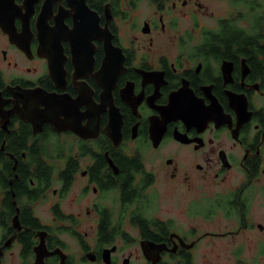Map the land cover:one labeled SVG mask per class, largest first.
Wrapping results in <instances>:
<instances>
[{"label": "flooded vegetation", "instance_id": "obj_1", "mask_svg": "<svg viewBox=\"0 0 264 264\" xmlns=\"http://www.w3.org/2000/svg\"><path fill=\"white\" fill-rule=\"evenodd\" d=\"M129 1L120 0L116 15L109 0L102 12V0H85V6L82 0H0V264H37L42 234L48 253L65 256L51 255L44 264H106L103 255L114 247L111 263L120 264L114 242L131 229L141 235V251L144 241L166 245L150 247L149 259L160 249L157 264H187L184 256L194 254L201 235L166 226L167 232L151 230L159 242L145 238L134 224L138 216L166 221L143 205L148 200L124 201L120 178L132 165L126 157L140 153L143 159L146 148L157 153L169 142L189 152L185 172L164 156L170 180L195 192L193 201L209 200L194 214L232 220L237 235L264 231L255 209L264 184V9L247 17L228 10L213 26L198 22L199 38L194 33L189 39L187 55L185 41L176 47L166 39L179 19L175 12L188 0H159L156 12L138 24L142 40L128 42L118 23L138 9ZM76 26L80 35L74 36ZM104 38L117 49L107 60ZM71 139L77 153L65 155L63 141L75 147ZM83 145L98 154H82ZM92 207L95 219L83 227ZM105 212L111 226L120 225L119 233L114 226L106 231L115 239L110 244L99 240ZM92 226L94 240L85 230Z\"/></svg>", "mask_w": 264, "mask_h": 264}, {"label": "rangeland", "instance_id": "obj_2", "mask_svg": "<svg viewBox=\"0 0 264 264\" xmlns=\"http://www.w3.org/2000/svg\"><path fill=\"white\" fill-rule=\"evenodd\" d=\"M201 5L198 7V3ZM197 2L188 0L185 7L179 6V10L175 12V16L178 15V20L175 24V29L171 33L170 39H166V42L172 41L176 47L179 43H184V51L187 55L192 51V45L189 41L195 33V40H197L198 34L194 32L198 22L204 26L215 25L214 20L218 17L225 16L229 11L235 14H243L247 17L251 12H255L257 15L261 14L264 9V0H197ZM207 8L209 11H214L215 16L209 17L208 14L202 13ZM156 9L150 2H141L138 9L131 14V17L127 21H121L119 19L118 26L121 29V34L126 41H131L134 38L136 40L141 39V32L138 29V24L144 21L145 17L149 16ZM156 12V11H154ZM180 13V14H179ZM253 23L256 22L255 17H249ZM133 20V21H132ZM178 29V30H177ZM189 31V33H185ZM176 34V36H174ZM189 34V35H188ZM180 37V38H179ZM165 39V38H164ZM184 39V40H182ZM165 42V43H166ZM166 45H168L166 43ZM155 49V48H154ZM176 53H172L174 56ZM57 140H55L56 142ZM75 147L70 146L66 141H63V150L65 155L77 153V143L71 139L69 140ZM156 148V147H154ZM56 149H61L57 147ZM187 149L178 147L172 142L167 143L157 153L151 151L150 148H146L142 152L144 166L146 170L154 174V184L150 189L151 198L148 199L151 207L150 213H155L162 220L172 225L177 233H197L201 235V242L198 248L194 252V264H264V231L261 234L250 235L248 231H243L240 235L236 234L237 225L231 220L229 223L222 216H218L213 219H206L205 217L194 214L195 207L207 208V202L209 200L193 201L195 199V192H190L186 186L178 181L172 182L170 180V170L163 159L166 155L168 157H174L175 161L179 163L181 171L188 170L186 165ZM261 182L264 183V177L260 175ZM81 182V181H79ZM78 182V183H79ZM258 182V181H254ZM155 196V198L153 197ZM113 200V197H110ZM147 201V200H146ZM195 203H197L196 206ZM46 203L45 206H47ZM71 208L74 207L75 202L69 200ZM91 207V206H88ZM42 209V208H41ZM256 213H262V222L264 225V184L262 189V199L256 204ZM44 211V209H43ZM89 214V218L82 219V223L85 221L83 227L88 226L89 220L95 219L93 207L86 211ZM89 219V220H87ZM95 227H88L85 230L89 231V236L94 240L95 233L93 231ZM171 228V227H170ZM84 229V228H83ZM171 229V230H172ZM257 229V228H256ZM260 229H258L259 232ZM219 234V236H215ZM235 233V234H234ZM238 233V232H237ZM128 235V237H125ZM44 239L43 234L41 235ZM114 243L120 248L116 260L120 264L125 263V258L132 255L133 264H149L150 261L146 260L140 248L141 235L138 230L131 229L129 233L124 234ZM73 247L75 243L70 241ZM48 255V252H46ZM106 261H108L109 252H105ZM64 259V256L62 257ZM130 260V258H128ZM107 263V262H106ZM153 263V262H152ZM79 264H90L80 262ZM130 264V261H129Z\"/></svg>", "mask_w": 264, "mask_h": 264}, {"label": "trees", "instance_id": "obj_3", "mask_svg": "<svg viewBox=\"0 0 264 264\" xmlns=\"http://www.w3.org/2000/svg\"><path fill=\"white\" fill-rule=\"evenodd\" d=\"M153 5H158L161 4L162 1L159 0H149ZM242 1V0H240ZM108 2V0H102L101 2V12L104 10V4ZM109 2L111 3L115 14L117 15V13L119 12V2L120 0H109ZM142 2V0H130L128 3L131 4L132 6L136 7L138 5H140V3ZM114 14V15H115ZM121 15L123 16V19L127 20L129 18V15H127V13H121ZM262 17H264V11L261 14ZM262 19V18H261ZM234 20V19H233ZM233 23H229V25H231ZM263 24H264V19H263ZM262 32L264 33V25H262ZM263 36V34L261 35ZM248 37H246V41H248ZM244 40V39H243ZM53 147V142L51 144V149ZM25 148V146H23V149ZM56 149V147L54 146V150ZM60 150V149H59ZM82 154H98V152L96 153V149L95 152H93V150L91 148H89L88 145H83L82 148ZM88 151V153H87ZM59 153L63 154V151L60 150ZM38 159H41V152H39L38 154ZM126 161H128L129 163H132V165H126L124 168V171H122L121 173V183H122V191L124 192L123 194L125 195L124 197V201L128 202L129 200H132L134 202H138V203H143L146 200H148L149 198H151V195L146 194L145 189L150 188L153 184H154V177L153 174L149 173L145 166H144V161L141 157L140 153H136L135 156L131 157L128 156L125 158ZM105 163L102 166V169L105 168ZM43 169H48L46 165H43ZM130 171V172H128ZM138 177V179H137ZM141 179V180H140ZM144 192V193H143ZM128 195H130V197H128ZM153 195V194H152ZM141 208V206H138V211ZM152 210V209H151ZM109 215V213H108ZM108 215H106V212L104 213V217H102V225H100L101 231L103 230L104 235H103V240L100 238V242L104 243V244H110L112 243L115 239L114 237L111 236V232L109 231L108 234L106 233L107 230H109L112 226H114L113 230L116 233H119V229H120V225L116 224V225H112L110 223H112V221H109V217ZM146 220V218L144 216H138V219L136 221H134V224L138 226L139 224V229L140 231H142L143 236L145 238H152L154 241L158 240L157 242H159V239L154 237L155 233L153 231H151L152 229H156V230H166V232L169 230L168 227H171V224H168L169 226L166 227V223H160V220ZM159 221V222H158ZM160 224V225H158ZM166 227V228H165ZM162 232V231H161ZM165 232V231H164ZM126 237V236H125ZM122 239H124V237H122ZM156 239V240H155ZM194 254L192 252L188 253L187 255L184 256V260L186 261L187 264H194Z\"/></svg>", "mask_w": 264, "mask_h": 264}, {"label": "water", "instance_id": "obj_4", "mask_svg": "<svg viewBox=\"0 0 264 264\" xmlns=\"http://www.w3.org/2000/svg\"><path fill=\"white\" fill-rule=\"evenodd\" d=\"M82 3L84 4V6H85V0H82ZM89 12H87V14H88ZM87 14H85V16L84 17H86V15ZM106 18H107V22L109 23L111 20H112V14L110 13V12H107L106 13ZM75 22H77V19L75 18ZM76 25V24H75ZM78 25H80V24H78ZM96 26H98V19L95 21V24H93L92 25V28L90 29V30H93ZM75 30V31H74ZM73 30V34H74V36H77V35H80V30H79V28L76 26L75 27V29ZM77 30H79V33L77 34L76 33V31ZM90 30H88V31H90ZM70 33H68V35L67 36H70V37H72V34H70ZM98 38V37H97ZM100 39V40H99ZM99 39H97V40H99V41H102V38H99ZM104 41H105V50H106V53H107V57H105V60H107V59H109L110 58V55H108V54H110L111 52H113L114 50H117L112 44H111V40L108 38V39H103ZM106 41H107V43L108 44H106ZM61 44V43H60ZM58 47H60V45L58 46ZM106 47H108V48H106ZM57 52H60V54L62 55V48L60 47L59 49H55ZM119 51V53L121 54V50H118ZM59 57H60V55H59ZM64 57H60V61H62V63L64 62V59H63ZM122 60H124V57H122ZM243 106V105H242ZM246 105L244 104V109H246ZM46 108V107H45ZM49 115V114H48ZM121 117H122V115L119 113V119H121ZM50 119H48V120H45V122L44 123H47V122H50L49 121ZM42 121H44V119L42 120ZM42 121H40V124L38 125L39 127L43 124L42 123ZM120 124L122 123V122H119ZM198 123H201V125H202V127H205L206 126V121H202V122H198V120H197V124ZM54 129L55 130H57V131H63V130H65L66 129V127H63V126H61V128H58V125H55L54 126ZM38 131H40V129H36V132H38ZM202 131V130H201ZM185 136H182V140H183V138H184ZM119 144V143H118ZM155 146H157V145H155ZM147 244V245H146ZM142 251H143V254L145 255V257H146V259L148 260V261H150V262H153V263H151V264H157L160 260H161V257H160V253H161V251H160V249L159 250H156L155 251V253H156V257H155V260H151V259H149L148 258V255H147V252H149L148 251V249H150V247H153V246H155L156 248L157 247H163V248H161L162 250H165L166 248V245H163V244H159V245H157L156 243H151L150 241H144V242H142ZM158 249V248H157ZM116 250V247H114V248H112V250H106V251H109V257H108V261H106L105 259H106V256H105V253H104V255H103V259H104V261L105 262H107L106 264H112L111 263V257H110V254L113 252V251H115ZM151 250V249H150ZM46 252H47V250H46V246H45V241H44V239L42 240V242L40 243V245L37 247V249H36V253H37V259H38V263L37 264H44V259L46 258V257H49V256H51V255H55V254H60L61 255V257H63L64 255H62L61 254V252H60V250H55L54 252H52V253H48V255H46ZM65 257V256H64ZM64 259H62V261H63ZM129 259H126L125 260V263L124 264H129Z\"/></svg>", "mask_w": 264, "mask_h": 264}]
</instances>
